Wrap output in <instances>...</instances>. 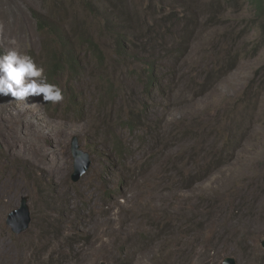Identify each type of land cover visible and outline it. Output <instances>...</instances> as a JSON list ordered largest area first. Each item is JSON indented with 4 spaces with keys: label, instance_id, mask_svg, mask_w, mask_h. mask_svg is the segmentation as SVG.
Segmentation results:
<instances>
[{
    "label": "rangeland",
    "instance_id": "obj_1",
    "mask_svg": "<svg viewBox=\"0 0 264 264\" xmlns=\"http://www.w3.org/2000/svg\"><path fill=\"white\" fill-rule=\"evenodd\" d=\"M158 1L0 0V55L15 38L43 65L35 14L92 37L104 55L102 68L91 57L72 80L77 102L68 91L57 104L0 95V264H264V100L241 104L264 65V38L250 33L226 53L222 35L238 31L237 14L212 7L201 15L197 6L196 21L182 13L186 0ZM171 12L179 24L167 26L176 39L166 43L175 54L153 50L163 86L145 95L141 66L116 56L106 21L133 27L131 53L141 56L139 43L154 46L142 38L143 18L172 22ZM218 50L238 56L212 73ZM142 107L144 122L124 126ZM225 129L228 140L219 136ZM73 137L89 159L77 182ZM119 143L128 148L123 159ZM22 197L30 222L14 233L5 221Z\"/></svg>",
    "mask_w": 264,
    "mask_h": 264
},
{
    "label": "trees",
    "instance_id": "obj_2",
    "mask_svg": "<svg viewBox=\"0 0 264 264\" xmlns=\"http://www.w3.org/2000/svg\"><path fill=\"white\" fill-rule=\"evenodd\" d=\"M165 1L170 3L166 5L168 6V8H170L169 6H171V4L175 2V0ZM165 1L159 0L157 4L160 5V3H165ZM186 1L187 3L185 5H182V13H186V15L188 16L185 17H191L196 21L197 16L194 15V10L197 6L199 8L197 10L200 11L201 15L207 14L208 12H210L211 8L214 7L215 10H218V13H234L239 16V20L235 24V28H237L238 31L236 30L235 32L234 28L228 30L229 27H225V32L222 35V48H224L226 53L228 46H232L236 41V43H238L239 40L241 42V40L244 39L242 37L250 33H254L255 35H259L260 37L264 38V0ZM190 11L192 15H190ZM102 14L105 13L102 12ZM169 14H172L170 16L172 22L164 19H155L152 22L147 23V20L143 18L144 24L142 25L141 29H145L146 25V30L142 38L148 37L153 39L154 46L139 43L138 47L141 49V56H139V54L133 55L131 53V50L136 47V44H134L131 39V32L133 27H123L122 29L110 20L107 19L106 21V27L110 29L112 37L115 39L114 44L116 56L121 59L122 62L125 61L124 64L128 63L127 59H129V61H132L134 64H136V67L141 66V69L135 68V72L137 74V78H141L142 80L143 92L145 93V95L149 94L151 92L150 90L153 87L163 86L164 72H162V67L159 62L160 55H155L153 53V50H156V48H158L164 51L167 55H170V53L175 54V52L172 51V48L168 47L166 43V38H171L173 36L168 35L170 33L172 34V31H169L170 26L168 28L167 26L169 24L178 25L179 19L173 14V12ZM246 15L249 16V18L246 17ZM34 17L37 24V30L44 35V38H42L41 41V52H44L46 55V57L44 58L43 66L45 69V74L48 77V82L59 85L63 89L64 94H67V91L69 93L72 92V89L70 87L72 80L74 81L79 77L81 71L87 64L86 62V64L84 65V61L86 59H90L92 57L94 58L95 62L99 64L97 65L99 68L103 67V52L99 48L98 43L95 42L92 37H89L84 33L68 35L64 29V26L59 22L48 19L41 14H35ZM240 17L242 18V21H240ZM220 24L221 26H224L226 22H221ZM115 28H118L120 30V33L116 31ZM175 39L176 30L175 35L172 37V42H174ZM84 46L88 47L87 51H81V48ZM154 47L155 49H153ZM28 55L33 57V59L35 60V53H30ZM215 55L218 57V59L212 63L213 65L211 67V72L221 70L223 66L220 65L218 67V64H222L227 61L233 62L238 56L236 55L235 58L232 57L224 59V56L220 54L219 50L215 53ZM226 56L228 57V54H226ZM66 73L69 74V80L65 83L66 85H63L60 80L64 75H67ZM70 96L72 101H74L75 99L74 102H77V100L79 99L78 95L72 96L71 93ZM243 96L244 98L241 99V104L245 103L246 99H249L250 97L254 99H262L263 102L264 65L260 66L259 70H257L255 73V77L247 84L246 88L244 89ZM138 110L139 112L135 114L132 111L128 112V116L125 117L124 126H126L128 129H134L144 122L143 117L144 115H147V109L142 107ZM227 131L228 130L225 129V132H223V134L219 136L227 137L225 140H228L232 137V134H230V130L228 131L229 133H226ZM226 142L227 141H225V143ZM127 149L128 148L125 145H122L121 143L117 144L115 148V157L123 159L126 156Z\"/></svg>",
    "mask_w": 264,
    "mask_h": 264
},
{
    "label": "clouds",
    "instance_id": "obj_3",
    "mask_svg": "<svg viewBox=\"0 0 264 264\" xmlns=\"http://www.w3.org/2000/svg\"><path fill=\"white\" fill-rule=\"evenodd\" d=\"M9 43L12 47L0 55V95L10 94L17 101L42 95L45 103L62 102L64 91L59 85L48 82L44 66L20 51L15 38L10 39Z\"/></svg>",
    "mask_w": 264,
    "mask_h": 264
},
{
    "label": "water",
    "instance_id": "obj_4",
    "mask_svg": "<svg viewBox=\"0 0 264 264\" xmlns=\"http://www.w3.org/2000/svg\"><path fill=\"white\" fill-rule=\"evenodd\" d=\"M71 153L73 156V172L71 174V181L77 182L86 172L89 165V159L87 152L79 148L78 139L76 137L71 139ZM5 222L8 226H10L11 231L14 233H21L27 228L30 222V216L26 197H22L18 208L8 213ZM260 242L264 248V239ZM222 263L234 264L235 262L233 258L225 257L222 260ZM201 264H211V261H205Z\"/></svg>",
    "mask_w": 264,
    "mask_h": 264
}]
</instances>
